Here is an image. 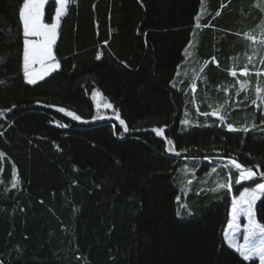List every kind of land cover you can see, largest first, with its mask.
<instances>
[{"label":"trees","instance_id":"obj_1","mask_svg":"<svg viewBox=\"0 0 264 264\" xmlns=\"http://www.w3.org/2000/svg\"><path fill=\"white\" fill-rule=\"evenodd\" d=\"M230 1L207 0L194 51L201 64L216 55L219 65L208 63V80L195 81L204 88L192 92L178 72L201 0H69L53 45L60 68L34 85L22 69V0H0V264H254L223 233L231 197L264 182V107L252 89L232 91L223 123L203 115L206 100L222 98L229 54L242 51L227 40L209 46L215 9ZM55 8L44 4V23ZM94 92L112 107L96 108ZM194 100L201 115L185 127ZM224 159L256 180L236 185L237 173L216 164ZM186 161L196 177L217 166L231 192L214 190L209 177L184 194L176 174ZM180 204L191 215L178 216ZM254 212L264 224V195Z\"/></svg>","mask_w":264,"mask_h":264},{"label":"rangeland","instance_id":"obj_2","mask_svg":"<svg viewBox=\"0 0 264 264\" xmlns=\"http://www.w3.org/2000/svg\"><path fill=\"white\" fill-rule=\"evenodd\" d=\"M48 0H45V3ZM55 1V0H54ZM202 3V0H201ZM260 5L261 7H258L257 5ZM207 0H203V6L200 8V20L212 10L207 8ZM214 8V7H211ZM264 8V2L262 0H232L228 3H220L219 8L216 11L220 12V15H216V28H212L209 33L211 44L210 49L212 51H217L218 47L221 45L223 40H227L228 43L232 44L234 47H237L241 49V53L238 52L236 54H229V58H227L229 66L227 69V79L222 80L221 86L223 88V94L222 98L218 101H216L215 105L210 104L206 99V105L208 108V113L210 116L220 119L221 117V109L229 103L227 99L223 97L230 94L233 91V94L236 95L240 92H248V90L253 91L254 98L253 100H257V97H264V64L261 63L262 60H264V43H261L260 41L264 40V30H263V22L261 21L259 17V10L263 11ZM238 14L241 15V18L238 17ZM55 18V14L53 16V19ZM199 20V23H200ZM53 22V20H52ZM198 23V22H197ZM223 29H226L229 34H231V37L227 35ZM195 33V34H194ZM244 33H248L249 35H254L256 37L255 41L249 40L247 36L244 35ZM204 33L202 29L199 27H196V30H194L192 39L188 46L186 47L187 52L185 53V61L183 66L180 68L178 74L182 77H187L191 80L192 85L190 87L192 92H195L193 90V85H195V89L197 90L198 87L201 88V90L204 88V86H197L195 84L196 78L200 80V82H206L208 80V76L210 75V67H208V63H211L218 67L219 60L214 55L213 58L208 59L206 62L201 64V61H199L201 58L197 56V53L194 51V44L198 42V38L202 39ZM196 38V39H195ZM36 39V38H33ZM243 48V49H242ZM185 49V50H186ZM244 51V52H243ZM22 63H23V57H22ZM245 67L248 68V74L241 75L240 72ZM41 66L40 65H34L31 70L34 72H39ZM23 69V68H22ZM56 71V70H55ZM231 71H236L237 75L233 77L230 73ZM54 72L50 71L49 75ZM257 72H260L261 74L258 76L256 75ZM199 73H202L199 75ZM48 75V76H49ZM24 76V75H23ZM47 77V76H46ZM25 80V79H24ZM41 81L40 79H37V82ZM245 81L247 83L245 84ZM26 82V81H25ZM27 83V82H26ZM242 85H244L242 87ZM257 87H260L262 89L261 92H257ZM97 93V92H96ZM233 95V96H234ZM204 100V101H205ZM94 104L95 107L97 105H100V107L105 108L104 104L105 102H102L101 97L95 96L94 97ZM255 106L264 107V102H261V100H257V102L254 104ZM99 107V108H100ZM98 108V109H99ZM219 110L220 115H212L211 113L214 111ZM201 115L200 109H199V102L196 100L193 101V111H185L183 115L182 121H187V123H182L185 127H189L191 125L197 124V116ZM227 127V125H226ZM228 129V128H227ZM208 161L207 159H203V161ZM190 161L184 162V164L179 168L176 179L177 182L181 185V188L183 190V193L186 194L190 191V188L196 184V181L201 182L203 186H206V181L209 177H211V182L213 183V189H219L218 184L219 183H225L221 178H219L217 166H214L212 169H210L209 173L202 176V177H196L195 170L196 168H192ZM217 165L221 164V166H224L225 168H232L238 175L239 170L235 168V166L232 164V160L224 159L222 163H216ZM215 170V171H213ZM226 180H228V175L226 177ZM248 182V181H244ZM243 183V182H242ZM255 187V186H254ZM231 192V191H230ZM236 197H231L230 207H232V200ZM255 206V205H254ZM253 206V210H254ZM229 207V208H230ZM188 208H180L179 211L180 215H186L189 213ZM246 223V220L243 216L240 217V224H241V232L237 234L236 236V242L237 243H244L243 240V224ZM224 237V234H223ZM225 240V238H224ZM226 244L227 241L225 240ZM258 263V261H257Z\"/></svg>","mask_w":264,"mask_h":264},{"label":"snow or ice","instance_id":"obj_3","mask_svg":"<svg viewBox=\"0 0 264 264\" xmlns=\"http://www.w3.org/2000/svg\"><path fill=\"white\" fill-rule=\"evenodd\" d=\"M69 0H55V18L51 23H44V4L45 0H22V4L18 6L19 22L22 24V36H23V74L25 80L28 84L34 85L37 83V79L43 80L49 75L50 71H55L60 68V64L53 54V45L56 42L57 29L59 27L60 18L66 14V6ZM264 2V0H262ZM203 6V0H202ZM259 7V4L257 5ZM216 15L219 16L220 12L217 11ZM200 15L196 17L197 27L199 24ZM206 26V25H205ZM249 40L255 41L256 37L254 35H249L244 33ZM36 38V39H33ZM264 43V40L260 41ZM106 43V42H105ZM187 52V49L185 50ZM100 56L97 55V59ZM215 59V58H213ZM264 64V60L261 61ZM40 65V71L34 72L32 66ZM233 77L237 75L236 71H231L230 73ZM241 75L248 74V68L245 67L240 72ZM257 72L256 75H260ZM3 83V81H0ZM247 81H245V84ZM244 85H242L243 87ZM175 87V84H173ZM193 90H195V85H193ZM256 91L259 93L262 91L260 87H257ZM94 97L98 96L99 93L94 92ZM257 100L264 102V97H257ZM257 100H253L252 103L255 104ZM99 108L100 105H97ZM105 108H111L112 105L105 103ZM60 111H66L65 109H60ZM68 116H71L75 120H80L81 117L76 115L74 112L66 111ZM212 115L219 116V110L211 113ZM3 115V112H0ZM203 115L207 116L209 113L205 112ZM117 118H119L117 114ZM96 119V117H93ZM223 123L224 117H220ZM121 125L125 124L124 120L119 121ZM181 123H187V121H181ZM264 123V121H262ZM229 131H240L241 129L235 128L232 124H227ZM127 131V127L124 129ZM153 132L157 136L163 134V128H153ZM244 132H248L249 128L244 127L242 129ZM166 139V138H165ZM168 145H172V141L166 139ZM168 151H174L173 148L169 147ZM179 155V153H176ZM0 153V156H3ZM232 164L236 169L239 170L238 175L234 179L236 185H241L244 181H255L257 178V173L252 170V168H244L240 163L235 160ZM215 171V170H213ZM261 177H264V172L259 173ZM17 180L15 175L13 176V187L16 186ZM219 188H227L228 191L232 190V181L229 180L227 183H219ZM215 190V189H214ZM261 195H264V182L255 183V187L244 186L239 192V197L232 200L230 219L228 220L227 228L224 230V238L227 241L230 248H232L243 261H253L254 264L258 261V264H264V224L257 221L253 206L256 201L260 199ZM181 198L178 196L177 201ZM180 208H186V205L180 204ZM181 213L178 210L177 215ZM189 215L191 213L189 212ZM243 216L246 223L243 224V240L244 243L240 244L236 242V236L241 232L240 217Z\"/></svg>","mask_w":264,"mask_h":264},{"label":"crops","instance_id":"obj_4","mask_svg":"<svg viewBox=\"0 0 264 264\" xmlns=\"http://www.w3.org/2000/svg\"><path fill=\"white\" fill-rule=\"evenodd\" d=\"M259 7H261L260 5H259ZM259 17H260V19H261V21L263 22L264 21V8H263V11H261V9L259 10ZM196 24H197V20H196V17H195V26H194V30H196ZM263 30H264V22H263ZM264 45V44H263ZM33 67V66H32ZM22 68H23V63H22ZM24 75V74H23ZM24 79H25V77H24ZM26 81V80H25ZM219 166H221V164H219ZM230 214H231V207L229 208V214H228V220L230 219ZM228 224V223H227ZM227 224H226V226H225V229L227 228ZM224 229V230H225ZM224 234V233H223ZM225 241V240H224ZM225 244H226V242H225ZM228 247H229V245H228V243L226 244ZM230 248V247H229ZM232 249V248H231ZM233 250V249H232Z\"/></svg>","mask_w":264,"mask_h":264}]
</instances>
